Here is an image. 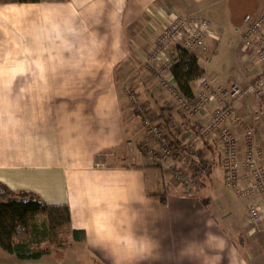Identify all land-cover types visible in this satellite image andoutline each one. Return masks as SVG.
Instances as JSON below:
<instances>
[{
	"label": "crops",
	"instance_id": "1",
	"mask_svg": "<svg viewBox=\"0 0 264 264\" xmlns=\"http://www.w3.org/2000/svg\"><path fill=\"white\" fill-rule=\"evenodd\" d=\"M263 10L264 0L0 2V184L35 193L46 205L68 207L71 214V222L54 234L56 244L64 246L40 260L264 264V243L257 246L240 230L246 226L247 202L236 198L238 212L213 197L215 183L223 180L210 143L196 145L195 153L206 155L211 167L193 194L168 188L141 152L125 157L130 139L146 136L140 111L127 108L128 102L125 107L116 74L131 62L134 77L128 85L138 102L174 136L189 137V128H172L169 121L173 117L186 125L167 88L176 90L171 73L142 62L158 31L172 14L210 20L205 46L190 52L210 81L245 86L258 69L242 34ZM229 27L240 43L232 52L235 66L215 75L207 61L218 56L222 41H230ZM255 106L247 97L237 111L251 120ZM262 134L264 122L257 138Z\"/></svg>",
	"mask_w": 264,
	"mask_h": 264
},
{
	"label": "built area",
	"instance_id": "2",
	"mask_svg": "<svg viewBox=\"0 0 264 264\" xmlns=\"http://www.w3.org/2000/svg\"><path fill=\"white\" fill-rule=\"evenodd\" d=\"M163 26L155 38L150 65L170 72L174 60L169 55V46L187 51L203 48L212 23L197 15L172 14L165 19ZM242 42L254 52L258 69V76L247 85L232 83L226 86L203 76L196 81L191 101L171 86L167 87L186 121V125H178L170 117L172 128L175 125L179 129L189 128V137L181 133L174 136L146 113L136 97H132V102L143 116L149 161L175 177L187 192H193L198 185L196 178L203 175L202 167H211L204 159L206 155L195 153L196 145L200 141L210 143L217 154L223 184L236 198L247 202V225L252 227L253 233L264 237V134L261 139L257 138L259 125L264 122V10L248 24L242 34ZM247 97L256 102L251 120L237 111V103Z\"/></svg>",
	"mask_w": 264,
	"mask_h": 264
},
{
	"label": "trees",
	"instance_id": "3",
	"mask_svg": "<svg viewBox=\"0 0 264 264\" xmlns=\"http://www.w3.org/2000/svg\"><path fill=\"white\" fill-rule=\"evenodd\" d=\"M15 3L38 2L39 0H10ZM174 63L170 70L176 85V92L187 100L194 99V84L204 76L199 59L185 49L177 48ZM202 172L210 175V171L202 167ZM162 202H165L162 199ZM47 215L53 237L58 226L71 222L68 207H50L39 196L32 192H14L0 184V247L19 260H40L50 255L53 248L31 250L28 244L16 241L38 232L37 224L33 223L36 215ZM44 226V225H43ZM46 227V226H44ZM66 243V242H64ZM57 243L55 246H64Z\"/></svg>",
	"mask_w": 264,
	"mask_h": 264
},
{
	"label": "rangeland",
	"instance_id": "4",
	"mask_svg": "<svg viewBox=\"0 0 264 264\" xmlns=\"http://www.w3.org/2000/svg\"><path fill=\"white\" fill-rule=\"evenodd\" d=\"M2 1H5V0H0V2ZM237 1L239 2L240 0H237ZM136 29H139V25L135 27V30ZM229 31H230L229 33H226V38L230 39L231 42L222 41V45H220V48H219L220 53L218 54V56H212L211 59L207 61L209 65V72L212 74H215V75L219 74L220 76H222L223 73L229 72L235 66V63L233 61L234 59L232 56V52H233V48L238 46L240 43L233 35L234 34L233 27L232 28L229 27ZM168 51L170 53L169 55L172 57V59H174V57L176 56L177 48L170 45L168 48ZM153 52H154V49L151 51L150 56L145 61H142L143 59H140V58L139 60L142 61L144 64H146V66H150V61H151L150 59L153 55ZM131 66H132L131 62H126L120 65L116 71V74H117L118 88L122 94V99L124 100L125 107L127 106L126 103L128 102L127 108L129 107L135 110L136 106L133 105L132 97L133 96L136 97L137 100H138V97L134 93L135 91L130 87V85H128L129 80L134 77V75L132 74L133 72H130ZM161 74H163V72H161ZM163 81L164 83L167 82L166 79H164ZM139 105L141 104L139 103ZM145 111L146 113H148V115L150 114L148 110L145 109ZM177 116L180 117L179 115ZM141 121L143 122V118L141 119ZM146 150H147L146 137H144L142 134V135H137V137L134 138V140L130 139V144L126 145L124 149V153H125V157H128L129 155H134L133 151L136 153L141 152V154L143 156L146 155V158H147L148 156L146 154L147 153ZM150 163H152V161H150ZM154 166L156 169H158L159 177L163 178V181L165 182V184L168 185V188L169 187L176 188L178 190H181L184 194H188L192 192V191L187 192L184 189V187L180 184V182L175 177H173L170 173H168L165 169L160 168L157 165H154ZM202 176L203 175L201 174L196 178V185L200 181ZM212 190H213L212 192L214 193V195L212 192L211 193L214 198L218 197L222 202H225L223 206L228 207L226 205L228 204L229 206L232 207L231 209L237 210L239 212V208H238L239 202L236 199L235 194L230 189H228L224 184L215 183V186ZM193 193H195V190L191 194ZM220 210L222 211V209L219 207V211ZM33 223L37 224L38 232L34 235L22 237L20 241L17 240L16 242L28 244L29 248L33 251L37 249L47 248V247H51V248L55 247L56 242H55V238L53 237V233L50 229L51 225L48 220V216L42 215V214L36 215L33 218ZM43 225L46 227H44ZM240 230H242L243 236L245 234L246 237L248 238L253 237L252 242L256 244L257 246L260 247V245L262 246V244L264 243L259 233H252L253 229L250 225H247V220H246V226L244 228H241ZM254 236H256V238ZM257 250L259 251L260 249H257ZM62 258L64 260L56 256L46 257L40 261L38 260H19L16 256L10 258L8 253L4 252L3 249L2 250L0 249V264H69V260H67V258H64V257Z\"/></svg>",
	"mask_w": 264,
	"mask_h": 264
}]
</instances>
